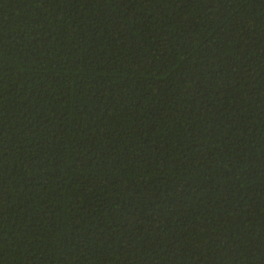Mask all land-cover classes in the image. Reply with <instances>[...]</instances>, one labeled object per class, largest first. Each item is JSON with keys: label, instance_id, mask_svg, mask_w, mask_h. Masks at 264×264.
<instances>
[{"label": "trees", "instance_id": "16d2710c", "mask_svg": "<svg viewBox=\"0 0 264 264\" xmlns=\"http://www.w3.org/2000/svg\"><path fill=\"white\" fill-rule=\"evenodd\" d=\"M0 264H264V0H0Z\"/></svg>", "mask_w": 264, "mask_h": 264}]
</instances>
